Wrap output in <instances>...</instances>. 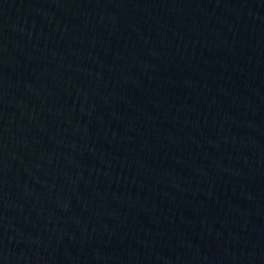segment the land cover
Masks as SVG:
<instances>
[{"label": "water", "instance_id": "95a60500", "mask_svg": "<svg viewBox=\"0 0 264 264\" xmlns=\"http://www.w3.org/2000/svg\"><path fill=\"white\" fill-rule=\"evenodd\" d=\"M0 264H264V0H0Z\"/></svg>", "mask_w": 264, "mask_h": 264}]
</instances>
